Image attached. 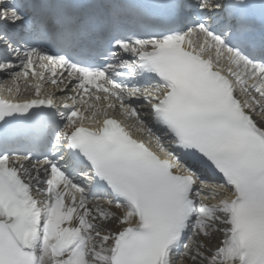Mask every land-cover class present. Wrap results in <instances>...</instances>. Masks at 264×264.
<instances>
[{
  "label": "snow or ice",
  "instance_id": "snow-or-ice-1",
  "mask_svg": "<svg viewBox=\"0 0 264 264\" xmlns=\"http://www.w3.org/2000/svg\"><path fill=\"white\" fill-rule=\"evenodd\" d=\"M0 264H264V0H0Z\"/></svg>",
  "mask_w": 264,
  "mask_h": 264
}]
</instances>
